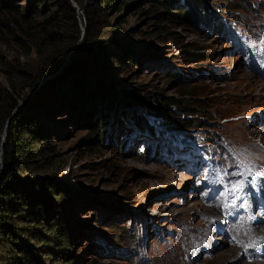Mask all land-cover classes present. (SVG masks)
Here are the masks:
<instances>
[{"label":"rangeland","instance_id":"rangeland-1","mask_svg":"<svg viewBox=\"0 0 264 264\" xmlns=\"http://www.w3.org/2000/svg\"><path fill=\"white\" fill-rule=\"evenodd\" d=\"M30 1L16 3L26 12ZM90 1L83 0V4ZM195 1L201 2L211 18L204 13L205 20L200 16L196 19L195 7L188 9V14L181 13L173 8L178 7L175 2L168 8L158 0L121 1L119 8L108 11L105 22L102 17L93 19L101 32L88 41L83 7L70 0L78 33L68 18L61 31L62 40L55 43L54 50L69 40L72 44L41 84L58 76L72 58L82 59L76 50L98 38L115 42L121 57H107L99 66L94 65L100 68L97 72L103 95L95 87L98 76L89 80L90 73L84 75L87 91L96 94L90 101V116L81 111V106H73L45 117L27 101L26 111L33 113L39 128L49 135V149L54 153L44 157L46 150H36L45 142L32 141L34 158L21 167L19 175L33 195L46 196L51 204L60 206L50 194L41 195L39 189L31 188L32 179L50 181L69 197L67 205L62 204L65 214L61 217L69 221L71 228V264L249 262L244 251L233 254L240 240H251V234L238 231L240 226L248 230L249 224L229 226V220L240 212L222 221L224 211L220 208L230 211V205L240 202L246 214H252L247 223L263 231L264 164L250 159L254 154L248 150L243 132L252 126L264 131V89L249 93L243 84L254 79L264 82V0ZM13 15L0 9V83L6 82L3 69L15 57L31 72L41 67L44 57L34 46L24 48L13 40L14 27L3 23ZM216 16L223 19L228 31L239 36L241 47L221 31V20ZM36 18L42 15L36 14ZM129 57L133 60L128 61ZM76 74L65 76L67 88ZM33 88L26 89L19 104L28 100ZM174 100L180 101L185 111L177 109ZM260 119L262 122L257 121ZM138 120L150 124L155 134L150 135L147 126ZM178 120L195 125L175 127L172 122L180 124ZM133 123L142 126L141 133ZM2 128L1 139L5 125ZM158 131L169 136L181 137L182 133L197 137L203 149L212 152L208 158L215 167L213 175L201 176L205 161L193 171L182 162L187 154L163 148L158 141L152 143L161 135ZM130 135H134L131 140ZM262 238L264 234L256 240L264 244ZM2 245L9 246L6 242ZM1 251L5 254L2 247ZM222 252L226 255L218 256ZM39 259L50 264L47 255L41 254Z\"/></svg>","mask_w":264,"mask_h":264},{"label":"trees","instance_id":"trees-1","mask_svg":"<svg viewBox=\"0 0 264 264\" xmlns=\"http://www.w3.org/2000/svg\"><path fill=\"white\" fill-rule=\"evenodd\" d=\"M73 1L83 7L87 20L85 36L89 41L96 38L97 34L101 32V30H97L99 25L93 24V19L96 16L102 17L105 22L109 15L108 11L112 7L119 8L120 2L126 0H91L86 4H83V0ZM158 1L165 2L168 8H171L170 5L175 2L178 7L173 8H178L181 13L186 11L187 14L188 9L195 7V13L198 15H195V18L200 16L205 20V10H203L201 2L180 0L183 4L181 5L179 0ZM137 2L134 1V4ZM19 6L16 0H0V7H2L0 9H4V13L16 14L8 17L3 23L12 24L14 27L12 38L21 47L34 46L38 54H43L44 57L41 67L36 72L21 67L18 57H15L14 62H9L3 69L6 82L0 83V132L8 119L7 125H5L6 136L1 147L3 166L0 172V264H4L6 261H10L11 264H43L39 259L41 254L49 257L50 264H71L74 258L71 255L73 253L71 252L73 246L70 236L71 228L69 221L61 217V213L63 216L65 214L62 204L67 205L69 197L65 192H62L63 189L59 191L57 189L59 186L50 181L42 178L32 179L30 181L31 188L39 189L41 195L50 194L55 198V201L60 202V206L51 204L46 196L40 198L38 194L33 195L25 187L23 177L19 175L21 167H25L34 158L32 141L40 139L45 142L36 150L42 153L46 150L44 157L49 158L54 153L53 149H49L51 146L48 143L49 135L45 134L43 128L42 130L39 128V122L34 118L33 113L26 111L27 101L33 103L45 117H53L57 109L73 106H81V111L87 112L90 116V101L92 98H96V94L95 91H87L83 77L87 72L90 73L89 80L98 76L95 79L97 81L95 87L100 89L102 86L101 77L97 72L100 68L95 67L106 61L107 57L108 60L120 59L121 54L118 50L120 48L115 42L99 38L91 43L83 44L76 50L77 56L82 59L72 58L58 73V76L38 86L31 92L28 100L19 104L26 89L35 87L47 73L54 71L64 51L72 44V41L69 40L65 46L54 50L55 43L58 45V42L62 40L61 31L66 25L65 22H68L67 19L73 20L75 34L79 30L75 20V9L70 0H31L26 12H22ZM36 14H41L42 18H36ZM85 53L91 58L88 59ZM45 54L47 55L45 56ZM130 60L133 59L129 57L128 61ZM76 71V76L67 88L65 76L69 73L74 74ZM100 91V95H103L104 91L101 89L97 93L99 94ZM130 99L137 98L130 97ZM174 102L177 104V109L185 111L183 106H180V101L174 100ZM138 121L141 125L147 126L145 120ZM179 123L172 122L175 127L182 125L190 128L195 125L189 120L185 123L179 121ZM99 126H101V122ZM144 151H146V147H144ZM14 219L21 224L13 223ZM1 241L6 242L9 246L2 245ZM1 247L5 254L1 251Z\"/></svg>","mask_w":264,"mask_h":264},{"label":"bare ground","instance_id":"bare-ground-1","mask_svg":"<svg viewBox=\"0 0 264 264\" xmlns=\"http://www.w3.org/2000/svg\"><path fill=\"white\" fill-rule=\"evenodd\" d=\"M243 89H246L247 90L246 92H249V93H251V92L259 93L260 91H262V89H264V82L254 79V80H251L250 82L244 83ZM257 121L262 122L261 119L257 120ZM263 130H264V128H263ZM243 133H245L247 135L246 142L248 143V145L250 147V149H248V150L250 152H252L255 156L254 157L251 153L253 158H250V159H254L256 162L264 164V131H258V128H255V126H252V128L248 132H243ZM248 133L250 136L248 135ZM247 166L250 169H253V171H256V169L252 168L251 166H249V165H247ZM256 173L257 172H254L253 174H256ZM253 194H256V192L252 193L251 195H253ZM253 197H255V196H253ZM230 206H231L230 211H226V210L220 208L221 206L219 207L220 210L224 211L222 221H224L225 219H229L228 217L230 215H234V213L240 212V214H238V216H234L235 219L233 221L229 220V226L230 225H236L240 222H244L246 224H249L248 230H246L245 226H240L239 228H241V229L238 231H242V232L244 231L243 234L246 233L248 235L249 234L252 235V238L248 243L246 240H243V241L240 240L241 245L238 248H234L233 254H235L237 252H240V254H241L244 251L245 257L249 261L248 264H264V244H261L256 240V238H258L259 235L264 234V228L262 231V230L258 229L259 227L257 228L255 225H250V223H247L248 218H252V214L251 213L246 214L247 210L244 208V206L241 205L240 202L238 204L230 205ZM241 236H243V235L240 234V238H241ZM262 240L264 241V238H262ZM249 251H251V252L249 253ZM225 255H226V253H223V252L221 254H218V256H221V257H224ZM237 255H238V253H237ZM250 261H251V263H250ZM243 264H246V263H243Z\"/></svg>","mask_w":264,"mask_h":264},{"label":"water","instance_id":"water-1","mask_svg":"<svg viewBox=\"0 0 264 264\" xmlns=\"http://www.w3.org/2000/svg\"><path fill=\"white\" fill-rule=\"evenodd\" d=\"M45 78H46V76H44V77L42 78V80L37 84V86H38L39 84H41L42 81H43V79H45ZM37 86H36V87H37ZM36 87H34V88H36ZM34 88H33V90H34ZM7 121H8V119H7ZM7 121H6V124H5V125H7ZM4 135H5V131H4L3 134H2L1 144L3 143Z\"/></svg>","mask_w":264,"mask_h":264},{"label":"clouds","instance_id":"clouds-1","mask_svg":"<svg viewBox=\"0 0 264 264\" xmlns=\"http://www.w3.org/2000/svg\"><path fill=\"white\" fill-rule=\"evenodd\" d=\"M133 126H135V129H139V130H141L140 128L142 127L141 125H140V128L137 126V125H135L134 123H133ZM147 127L149 128V129H151L148 125H147ZM125 138V137H124ZM144 151V150H143ZM143 151H141V152H143Z\"/></svg>","mask_w":264,"mask_h":264}]
</instances>
